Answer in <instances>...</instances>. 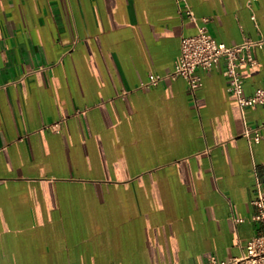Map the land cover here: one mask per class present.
<instances>
[{
    "label": "crops",
    "instance_id": "crops-1",
    "mask_svg": "<svg viewBox=\"0 0 264 264\" xmlns=\"http://www.w3.org/2000/svg\"><path fill=\"white\" fill-rule=\"evenodd\" d=\"M201 25L264 38V0H0V264H210L261 234L264 105L240 110L223 61L167 77Z\"/></svg>",
    "mask_w": 264,
    "mask_h": 264
},
{
    "label": "built area",
    "instance_id": "built-area-1",
    "mask_svg": "<svg viewBox=\"0 0 264 264\" xmlns=\"http://www.w3.org/2000/svg\"><path fill=\"white\" fill-rule=\"evenodd\" d=\"M185 14L188 18L194 19L191 10L187 9ZM263 44L264 38H245L238 44L228 46L217 42L203 25L198 26L195 34L181 37L178 55L174 61L173 69L167 74V77L174 79L181 76L186 80L188 88L193 90L201 84V77L196 73L198 69L209 70L219 61H223L222 73L227 80L226 90L235 96L240 110L243 111L244 107L250 105H264V86L258 87L250 95L244 96L242 93L243 80L239 72L241 65L254 63L249 54L250 48ZM163 77L150 74L147 81L142 82L141 85H156ZM251 133L249 129L244 130L246 137L251 136ZM251 139L254 142L260 140L257 130L253 131ZM255 186L256 196L252 203L256 206L257 211L252 219L261 224V234L250 238L240 257L228 261H212L210 264H264V191L258 180H256Z\"/></svg>",
    "mask_w": 264,
    "mask_h": 264
}]
</instances>
